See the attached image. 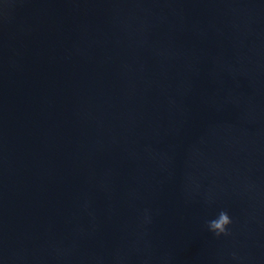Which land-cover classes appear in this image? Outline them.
I'll return each mask as SVG.
<instances>
[{
  "label": "water",
  "instance_id": "water-1",
  "mask_svg": "<svg viewBox=\"0 0 264 264\" xmlns=\"http://www.w3.org/2000/svg\"><path fill=\"white\" fill-rule=\"evenodd\" d=\"M0 264H264V0H0Z\"/></svg>",
  "mask_w": 264,
  "mask_h": 264
},
{
  "label": "clouds",
  "instance_id": "clouds-1",
  "mask_svg": "<svg viewBox=\"0 0 264 264\" xmlns=\"http://www.w3.org/2000/svg\"><path fill=\"white\" fill-rule=\"evenodd\" d=\"M232 223L226 211H221L217 218L208 222L209 231L213 232L216 236L229 235L228 226Z\"/></svg>",
  "mask_w": 264,
  "mask_h": 264
}]
</instances>
